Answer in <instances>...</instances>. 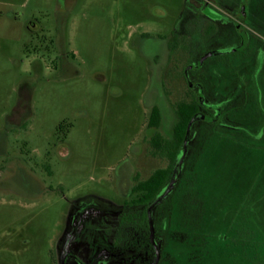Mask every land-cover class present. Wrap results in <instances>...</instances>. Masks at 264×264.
<instances>
[{
	"label": "rangeland",
	"instance_id": "1",
	"mask_svg": "<svg viewBox=\"0 0 264 264\" xmlns=\"http://www.w3.org/2000/svg\"><path fill=\"white\" fill-rule=\"evenodd\" d=\"M209 1L0 0V264H152L124 203L191 101L157 264H264V0Z\"/></svg>",
	"mask_w": 264,
	"mask_h": 264
},
{
	"label": "trees",
	"instance_id": "2",
	"mask_svg": "<svg viewBox=\"0 0 264 264\" xmlns=\"http://www.w3.org/2000/svg\"><path fill=\"white\" fill-rule=\"evenodd\" d=\"M175 114L176 122L172 128L171 137L164 138L156 133L150 139V144L154 148V153L165 158L171 166L170 169H173L175 165L179 164L177 158L180 152L186 148V142L189 138L191 126L195 122L194 119L198 114V105L196 101H191L188 104H176ZM160 122L161 116L159 109L153 107L149 117L148 126L149 128L157 129ZM170 169L155 171L145 181L138 182L132 188V194L135 195V198L130 202L124 203L126 210L142 209L140 218L144 221L147 232V209L156 198L162 194L172 178V172L169 171ZM136 216V214L132 215L129 213L121 215L119 219L120 225L133 222V219Z\"/></svg>",
	"mask_w": 264,
	"mask_h": 264
},
{
	"label": "flooded vegetation",
	"instance_id": "3",
	"mask_svg": "<svg viewBox=\"0 0 264 264\" xmlns=\"http://www.w3.org/2000/svg\"><path fill=\"white\" fill-rule=\"evenodd\" d=\"M191 3L193 4V9L194 10H197V9H200L201 11L203 10H205L207 7H213L214 8V6H215V4H213L212 2H210L209 0H191ZM195 19L197 18V19H199V22H196L195 24H201V22H205V20L204 19H202V17H199V15L198 16H193ZM194 24V25H195ZM33 25H29L28 26V30H33ZM190 37H194V35H190ZM176 48H174V47H172V48H170L169 46H166L165 47V49L163 48V53H161L162 54V56H161V63H163L164 65H167L168 66V62H169V59H170V56H171V53H174V51H178V48L175 50ZM180 52H182V53H184L185 55H188L189 53H190V50H189V48H185V49H183V48H181V50H180ZM162 64V65H163ZM166 72H168V70H166ZM169 73V72H168ZM153 107H156V106H153ZM153 107H152V109H153ZM152 109H151V111H152ZM150 114H151V112H150ZM161 116V115H160ZM150 117V116H149ZM175 118H176V114H175ZM177 167L176 166H174V168H173V171H172V176H173V173H174V170L176 169ZM178 169V168H177ZM176 169V170H177ZM171 176V177H172ZM147 225H148V217H147ZM148 235H149V239H150V232H149V226H148ZM151 247H152V249H153V253H154V260H155V252H154V248H153V245L151 244ZM153 263H154V261H153ZM152 263V264H153Z\"/></svg>",
	"mask_w": 264,
	"mask_h": 264
},
{
	"label": "water",
	"instance_id": "4",
	"mask_svg": "<svg viewBox=\"0 0 264 264\" xmlns=\"http://www.w3.org/2000/svg\"><path fill=\"white\" fill-rule=\"evenodd\" d=\"M176 177H177V175H176V169H175L172 178L170 179L169 183L167 184V186L164 189V191L162 192V194L160 196H158L156 198V200L147 209L148 226H149V232H150V241H151V244L153 245L154 252H155V260H154L153 264H157V262L159 260V252L153 243V225H152V220H151V212L154 209V207H156L160 202H162V200L165 197H167L171 193V191L173 190V187L175 185Z\"/></svg>",
	"mask_w": 264,
	"mask_h": 264
},
{
	"label": "built area",
	"instance_id": "5",
	"mask_svg": "<svg viewBox=\"0 0 264 264\" xmlns=\"http://www.w3.org/2000/svg\"><path fill=\"white\" fill-rule=\"evenodd\" d=\"M214 8H215V6H214Z\"/></svg>",
	"mask_w": 264,
	"mask_h": 264
}]
</instances>
